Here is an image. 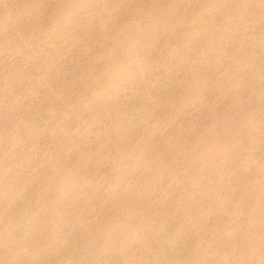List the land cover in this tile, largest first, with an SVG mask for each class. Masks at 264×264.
<instances>
[{"label": "rangeland", "instance_id": "374dc122", "mask_svg": "<svg viewBox=\"0 0 264 264\" xmlns=\"http://www.w3.org/2000/svg\"><path fill=\"white\" fill-rule=\"evenodd\" d=\"M36 1L42 43L0 49L2 264H264V0Z\"/></svg>", "mask_w": 264, "mask_h": 264}, {"label": "bare ground", "instance_id": "6f19581e", "mask_svg": "<svg viewBox=\"0 0 264 264\" xmlns=\"http://www.w3.org/2000/svg\"><path fill=\"white\" fill-rule=\"evenodd\" d=\"M108 4L113 5V1H109ZM37 5H38V2L36 0H0V49L1 50L2 49L11 50L10 47H12L13 49V47H18L17 45L21 43H24L29 49H35L42 43V35L40 34L33 35L35 30L42 31L44 27V23L46 21V18L43 14L37 15V13L35 12ZM218 5H224V2ZM92 7L96 9L94 5H92ZM143 7H144V3H143ZM235 8L236 7L233 6L232 10ZM65 9H66V6L63 7V9L60 12V15L58 16H61V14L65 11ZM97 12L100 16L103 13L106 15L105 0H103V4L101 6L99 5V7L97 8ZM87 13H88V10H86L83 13V15L87 16ZM235 19L238 20L239 18L236 16ZM64 32L67 33L66 31ZM138 40H141V39L138 38ZM48 44L49 43H47V45ZM128 47L130 46L126 44L125 48H128ZM146 47H147L146 44H144L140 51H135L134 56L136 57L138 61H146L145 60V56L147 53ZM96 54L100 56L101 54H106V52L103 51L102 53H96ZM33 58L34 60L38 59L37 54L35 52L33 53ZM85 63H86V67L89 72L91 73H94L95 71L98 72V66H95L91 69L88 67V62H85ZM1 64L4 66H2V68L0 69V84L4 83L5 86L8 89H10L8 87L9 80L14 77V73L12 70L14 69L20 70L21 67L19 66V64H7L5 62H2ZM6 71H10L9 76L5 74ZM104 74L106 75V70L104 71ZM48 77L49 76L44 77L43 81H46ZM49 88L50 90H52L51 86ZM57 95L60 98V94H57ZM5 101L7 102V99ZM9 106L10 105H7V103H5L4 110H6V112L8 113L11 112V110L9 109ZM97 108H98V105H97ZM89 110L92 113L94 112V109L91 106L89 107ZM14 120L17 121L20 131H23L24 126H25L24 118L15 117ZM6 188L7 187L5 185H0V195H3L5 193ZM3 197L0 198V208H6V209H10L13 211V207H14L13 204L17 203V202H14V200L18 198V195L12 194V193L9 194L8 200H13L11 205H7L3 203V200H2ZM26 200H27V197H24V202ZM22 205L25 206L26 204H22ZM5 212H8V210L0 209V215H3ZM7 221H8L7 218L0 217V226H3ZM144 222L146 221H143L142 223ZM95 242L92 244L91 242L87 243L86 249L92 258L96 257V260H99L96 246L97 245L102 246V244L95 243ZM107 242L112 244L114 240L112 237H108ZM92 258H91V261L94 260ZM0 264H2L1 259H0ZM84 264H89V263L86 262Z\"/></svg>", "mask_w": 264, "mask_h": 264}]
</instances>
